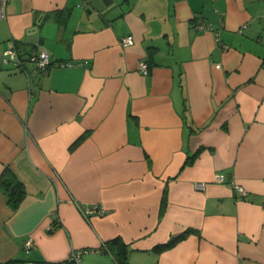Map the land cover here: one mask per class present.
Returning <instances> with one entry per match:
<instances>
[{"label":"crops","instance_id":"0c3cea01","mask_svg":"<svg viewBox=\"0 0 264 264\" xmlns=\"http://www.w3.org/2000/svg\"><path fill=\"white\" fill-rule=\"evenodd\" d=\"M5 13L0 176L25 194L13 208L0 188V264L72 249L118 264L114 238L128 264H264V0H8ZM12 45L17 66L2 59ZM40 51L69 65L40 74ZM92 203L104 213L85 216Z\"/></svg>","mask_w":264,"mask_h":264},{"label":"built area","instance_id":"2783aa9c","mask_svg":"<svg viewBox=\"0 0 264 264\" xmlns=\"http://www.w3.org/2000/svg\"><path fill=\"white\" fill-rule=\"evenodd\" d=\"M8 0H0V17L4 18L6 13H5V7H6V3ZM198 29H202V30H211L212 27L203 22L202 20L199 21L198 25H197ZM134 39L133 36L128 34L125 35L123 37L120 38V43L123 45H130L133 44ZM3 62L8 64L13 63V65H19L20 64V59L18 57L17 51L15 50L14 45H12V47L6 49L3 52V56H2ZM30 61L34 64V67L36 68V70L40 73V74H45L48 71V68L55 64L56 66H68V63H56L55 61H53V59L50 57V55L46 52V51H40L37 53H34L30 56ZM138 70L139 72L143 73V74H147L148 73V64L144 59H141L138 63ZM223 180V177L220 175H216L215 176V181L217 182H221ZM197 188H201L203 187V183H196L195 185ZM238 189L244 193L245 190L243 189V187L238 186ZM83 214L85 216H89L91 214H103L104 213V209L95 204H88L86 205V207L83 208ZM32 247V241L30 239H28L25 243H24V248L26 252H29V250ZM100 249H95V251H99ZM86 250L84 249H72L69 254L67 255V257H65L62 261L60 262H45V261H26L24 264H80L81 263V256L83 254V252H85Z\"/></svg>","mask_w":264,"mask_h":264},{"label":"trees","instance_id":"16d2710c","mask_svg":"<svg viewBox=\"0 0 264 264\" xmlns=\"http://www.w3.org/2000/svg\"><path fill=\"white\" fill-rule=\"evenodd\" d=\"M156 49L157 48L155 47H149L148 48L149 55L155 52ZM86 135L87 133L81 134L77 139H75L70 144L69 149H73L75 146H77ZM198 152L199 149H197L191 156L187 158L186 163H190L193 160V158L198 154ZM0 188L6 192L8 203L13 208L17 207V205L20 203V201L22 200L25 194L22 182H20L12 173V171L8 168H6L0 176ZM165 203H166V190H164L163 192L162 205H165ZM191 231H192L191 228H187L184 231H182L180 234L171 236L166 242L155 245L154 250L160 252L162 250L172 247L176 242L185 238ZM109 243L113 245L117 244L116 246L117 249L115 253L113 252V255L117 260V263L128 264L127 262L128 250L126 245L122 241H120L119 238H114L110 240ZM2 264H22V263L16 260H10Z\"/></svg>","mask_w":264,"mask_h":264}]
</instances>
